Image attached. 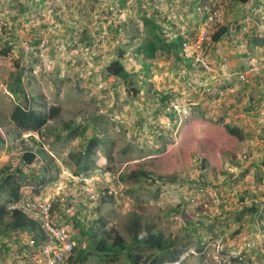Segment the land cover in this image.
<instances>
[{
    "label": "rangeland",
    "instance_id": "374dc122",
    "mask_svg": "<svg viewBox=\"0 0 264 264\" xmlns=\"http://www.w3.org/2000/svg\"><path fill=\"white\" fill-rule=\"evenodd\" d=\"M71 1L0 0V49H10L6 55L0 54L1 129L16 137L0 144V170L12 171L11 168L19 163L24 146L20 139L35 135L44 151L38 152V160L23 165L16 177L25 181L21 189L30 187L48 199L57 218L61 217L60 224H68L65 227L70 231L75 247L89 246L94 233L91 226L95 224L92 223L101 215L107 219L110 228L117 229L129 241L127 224L132 214L139 212L167 237L189 244L178 262L165 264H219V250L230 247L228 237L236 236L237 239L242 236L240 234L244 236V233L257 231L255 218L264 206L263 198L247 204L239 198L241 189L233 194L229 191L230 181L225 180L231 158L240 159L238 157L245 154L254 157L258 160L259 173L264 176V155L255 156L254 152H249L243 140L231 135L225 125L240 128L244 120L247 123L256 121L254 115L264 119V102L254 108V114L248 112L245 107L247 95L241 94L246 93L247 86L238 79L237 72L240 71H237L226 93L227 106L220 91L215 92L217 101L212 107L200 106L195 112L186 110L187 116H180L178 112L175 116L169 114L167 108L171 107L164 95L173 79L162 75L168 73L169 67H172L171 73L174 72L176 58L174 55L159 56L148 65L137 49L150 28L147 19H153L166 29L170 26L169 19H180L183 22L178 24L184 27L188 22L198 23L202 16L195 14V7L200 0H127L123 8L118 4L121 0ZM139 1H143L141 7L147 11L140 9ZM149 1L153 2L152 6ZM241 6L239 0H224L223 22L213 31L231 27L232 21L233 27L238 26ZM82 9L86 12L82 13ZM203 25L201 21L200 30ZM98 35H104V41L101 46H93ZM38 39L39 44L36 43ZM237 47L239 51V45ZM121 53L128 71L126 79L106 71L108 63ZM177 69L178 66L176 72ZM191 73L186 68L188 79L180 81H193ZM18 78L24 85L22 90ZM11 86L17 88L18 96L12 93ZM189 92L192 100L197 94L213 97L202 83L190 85ZM34 96H37L36 100ZM17 104L40 109L45 108L41 105H57L61 107V114L50 120L40 134L25 132L10 120ZM69 121L75 122L71 128L66 127ZM260 124L257 123V127ZM77 126L84 136L80 132L73 136L69 134ZM252 127L256 132L259 130L255 125ZM250 131L255 133L253 129ZM94 134L98 139L90 161L93 173L87 178L74 176L65 161H72L70 153L79 151ZM258 167L246 166L241 173L259 174ZM140 169L151 173L156 180L142 175L135 180L130 176ZM43 175L47 183L39 180ZM105 188L110 190L108 195L102 193ZM208 189L230 197V202L233 196L237 198L234 205L238 204L240 208L234 217L235 223L231 224L232 216L225 213L231 203L217 206L209 198ZM111 192L114 196H110ZM103 195L108 199L104 203L101 202ZM62 201L66 204L71 201L72 204L67 206L74 212L62 210ZM78 201L85 207L82 208ZM60 211L68 215L69 221L81 211L77 219L83 225L78 220L64 221ZM240 216L247 217L248 225L240 226ZM251 216H255V226ZM263 217L261 222H264ZM229 218L231 220L227 221ZM16 238L11 233V238L0 242V251L6 252L2 248H9L4 259L0 258V264H38L33 260L24 261L23 237L18 241L19 246L12 242L18 240ZM240 242L231 247L242 246ZM93 248L89 246L86 261L81 264H119L127 260L126 252L119 259L102 258L97 253L90 254ZM140 250L143 256L151 252L147 248ZM77 251L73 249L74 256ZM67 264L78 263L72 257Z\"/></svg>",
    "mask_w": 264,
    "mask_h": 264
},
{
    "label": "trees",
    "instance_id": "16d2710c",
    "mask_svg": "<svg viewBox=\"0 0 264 264\" xmlns=\"http://www.w3.org/2000/svg\"><path fill=\"white\" fill-rule=\"evenodd\" d=\"M126 1L127 0H121L118 2L119 7L123 8L126 5ZM200 1H197V3ZM239 1H241V3H246L249 0ZM142 3L143 1H139L140 9L145 11V7H141ZM146 15L147 14H145V16ZM168 22L171 28L176 27V24L170 19ZM147 23H149L148 26L150 28L147 31L146 39L144 42L142 41L137 49L140 53H142L146 64L151 65L154 62L153 60L159 56L174 55L177 60L182 58L179 52L182 51L183 45L187 41L188 37L183 34H179L176 41L169 42L165 36V31L162 25H159L153 19H147ZM227 30L228 28L226 27H221L214 30L211 33L212 44L213 42L220 40ZM113 31L117 32V29H113ZM1 39L2 37L0 36V40ZM36 43L39 44L40 40L38 39ZM9 52V48L2 47V49H0L1 55H6ZM183 60H187L186 62L190 61L193 66L202 68L201 66L194 65L193 59L191 58ZM106 71L116 77H123L124 79L128 77V71L123 62V53H121L118 58L108 63L106 66ZM17 81L18 85H20L19 89L22 90V86L24 87V85L21 83V78H18ZM246 84H249V82H245V85ZM10 90L13 94L18 96L17 88L11 86ZM165 97L168 99L169 95L165 94ZM36 99L37 96H34V100ZM43 106L45 108H42ZM41 108L42 109L32 108L29 107L28 104H17L14 106L11 112L10 120L25 132H38L40 134L42 128L45 127L50 120L59 117L61 114V107L57 105H51L49 107H46V105H41ZM2 122L3 120L0 117V144H5L7 141H12L16 137L12 133H9V131H2ZM73 125H75L74 121H69L66 123L67 128H71ZM78 127L79 126L71 129L69 134L73 136L75 132H80L84 136V132L81 130L79 131L80 127ZM225 128L231 135L236 136L238 139L241 140L244 138L243 130L241 128L230 124L225 125ZM96 134L90 137L87 144L84 147L82 146L79 151L70 153V159H72V161H69V159L65 161V164L68 166L74 176L87 178L90 177V173H93L91 171L93 164H91L90 161L97 145L98 137ZM21 141L24 143V146L21 148L22 151L20 153L19 163L11 168L12 171H8V169L0 170V192L7 196L5 201L0 202V242H2L1 240L4 239L5 236L11 238V233L14 237L17 236L19 238L21 237L20 234H27L29 239L33 240L35 246L37 247L42 239L43 242H48L51 238L46 233L45 229H43L42 225L37 220L27 216L21 210H8L7 208L10 202L19 199L21 195V186L25 182L24 180H19L18 177H16V174L21 172L23 165L27 166L38 160V152L40 153L44 151L40 139L36 138L35 135H30L29 139L22 138ZM28 145H30L29 148ZM139 175L153 178L152 181L156 180L151 173L143 169H140L139 171H133L130 176L135 180H138L140 178ZM121 177L124 178V174H121ZM39 180H41L43 183H47L45 175L41 176ZM109 191V188H105L102 193L104 195H108ZM104 195L101 197V202L103 203L108 200ZM110 196H114V192H111ZM80 202L82 204V208H84L85 205H83L82 201ZM67 203L72 204L71 201H68ZM99 208L101 207L99 206ZM58 225L63 226L61 224ZM92 225L95 226H91L94 233L91 235V240L88 244L90 247L91 245L94 246V248L91 249L90 254L97 253L98 256H101L102 258L107 256L109 258L115 257L116 259H119V256L126 252L127 260L121 261L119 264L174 263L178 262L184 252L189 249L188 243H184L183 241L171 236L167 237L161 229H158L155 223L146 221L143 215L139 212H134L127 224L129 241L117 229L110 228L108 226L107 219L103 215L93 222ZM18 230L20 231V234L17 233ZM3 246H5V243L2 244V247ZM89 246L74 247V251L78 250L75 253L76 256H74L73 253L70 254L67 261L73 257L78 264L85 262L88 255V252L86 251L87 249L89 250ZM142 248L150 249L151 252L143 256L140 250Z\"/></svg>",
    "mask_w": 264,
    "mask_h": 264
},
{
    "label": "crops",
    "instance_id": "0c3cea01",
    "mask_svg": "<svg viewBox=\"0 0 264 264\" xmlns=\"http://www.w3.org/2000/svg\"><path fill=\"white\" fill-rule=\"evenodd\" d=\"M148 4L152 6L153 2L149 1ZM253 5L262 6V10L260 11L259 15L257 14L254 15L253 22L246 25L244 23V14ZM241 7H242L241 17H240V20L238 21V26L233 27L234 26V25L232 26L233 21L230 22L229 24H231V27L228 28L224 36L220 40L213 42V44L210 47V50H209L210 60L214 64L213 66H214V69L216 70L213 75L205 72L200 67L193 66L190 61L186 62L187 60L184 61L182 58L177 60L176 57L175 58L177 61L176 62L177 65L176 64L173 65L174 72L171 73L170 69H172V67L171 68L169 67L168 73H165V75H162L163 78L173 79V82H171L172 84L170 86H167V88H171L174 91L176 95L175 102L180 103L182 105V108H180L179 110L174 108L171 105H170L171 108L166 107L167 109H170L169 114L171 116H175L176 112H178V114H180L181 116L183 115L182 113L183 110L195 112L197 111V109L198 110L200 109V106L201 107L214 106L215 102L217 101L215 100V97H216L215 92H220V91H222L221 95L224 94L223 96L225 98V102L223 103H225V106H227L226 104L228 100H227L226 93L229 91V88H230L229 85L232 83L235 77V73L237 71L246 72L249 78V81H248L249 84H246L247 86V90L245 91L246 93L244 92L241 93V94L247 95L248 99L246 100L245 103L248 102V104H246L245 107L248 110V112L251 114H254V108H258L260 103L263 104L264 102V19L262 17L264 16V0H249L246 3H242ZM195 14L197 16L199 15V13L196 11H195ZM201 21L203 22V19L199 18L198 23L188 22L184 24L186 25V27H184L182 24H181L182 26L178 24V22L182 23L183 21H180V19L175 21L173 19V22H175L176 27L171 28L169 26V28L167 29L166 27H163L165 31V36L167 37L169 42L176 41L179 34H183L188 38H194L195 35H197V33L200 30L201 26L199 25ZM191 36H194V37H191ZM237 44L239 45V48H240L239 51H237V48H238ZM235 45L237 46L235 47ZM181 63L183 65H181ZM177 66L179 69H177L178 71L176 72ZM185 67L187 68V71L189 73H190V70L193 72L191 73L192 76L194 77L193 81H187V82L180 81V79H185V80L188 79L187 78L188 75L186 74ZM182 69H185L184 74H182L181 72ZM176 75H178L179 77L178 79L177 78L175 79ZM201 83L206 86V88L209 90L210 94H212L214 98L213 97H200L197 94L195 96L197 98L192 100V98L190 97V92H189L190 85L195 86ZM164 98H165L166 103H168L165 95H164ZM203 100L205 102H203ZM192 105H194V107ZM160 108L161 109L163 108L162 105ZM157 111H158V108H157ZM224 112H231V110H225ZM254 116L256 117V121L247 123V121L244 120L242 121L244 125L241 123L242 124L241 127L243 129L241 127L240 128L243 130V134H244V138L242 139L243 140L242 142L244 144V147L249 149L248 150L249 152L252 151L255 153V156H261L262 154L264 155V119H262L261 115H257V116L254 115ZM220 120L222 121V119H219V122H221ZM257 123H261L259 127H257ZM254 125L256 127V130L259 129L257 132L254 131V127H252ZM251 129H253V132L255 133H252V131H250ZM259 150L261 152H259ZM238 158L240 159H237V157H233L228 163V169H227L228 171H226L227 172L226 182L230 181L229 191L232 192L233 194L237 190L241 189L242 193L239 196V198H241L242 201L246 200L247 204H250L253 200L258 201L260 200V198L264 199V176L262 173H259L258 160L253 159L254 157L252 156L248 157L246 154L241 155ZM250 165L251 167H254V168L258 167L259 174H257V172H256V175H253V174L244 175V173H241L244 171V168H246V166H250ZM239 176H242V178H238ZM233 185H235V187ZM220 195H224V194H220ZM6 199H7V196L4 193L0 192V202L5 201ZM62 200H63V197H62ZM79 202L80 201H78V203ZM230 203L231 205L226 210L225 213L226 215L230 214L229 217L232 216L231 217L232 220L231 218H229L227 221L231 220L232 222L231 224H233L236 222L234 217L236 216V214H238L236 212L240 207L238 208V204L234 205L237 203V198L235 196H233V201H231ZM67 204L64 201H62V205H63L62 210H66L67 212H74L72 211L73 210L72 207L67 206ZM255 204L256 203H253V205ZM55 211L56 210L52 209V216L54 220L60 224L61 217L57 218ZM80 213L81 211L80 212L77 211L75 213V216H73L74 214L72 213L73 217H70V221L68 219L69 217H67L68 216L67 214H64L63 212L60 211L59 215L64 217V221L76 222L78 220L77 218H78V215H80ZM263 213H264V206L259 210L256 218L255 216L253 217L251 216L250 218V219H253L252 225L254 226H255L254 218L256 219V223H257L256 228L259 225V221L263 217L262 216ZM78 221L79 223L81 222L80 220ZM239 221H240L239 223L240 226L248 225L249 223L246 216H242V217L240 216ZM80 224L83 225V222H81ZM65 226H68V224H65ZM236 226H238V223H236ZM17 233L20 234V231L18 230ZM255 233L256 231L254 230L250 233H244V236L243 234H240V236L241 235L242 236L238 237L237 239H236V236L228 237V241H229L228 243L230 246L228 249L235 248L231 246L235 245L237 241L238 242L241 241L240 243L242 244V246L250 245L251 243H253V244H256V249L259 248L260 241L255 237ZM20 236L23 237L22 239L25 244L23 248L26 249L24 250V256L26 257L24 261L28 262L29 260H35L34 258H36L35 256L37 254H35L34 247L30 244V239L28 235L20 234ZM5 238L9 239L10 237H4V239H2L1 241L5 242L4 241ZM20 238L18 237V240H12V242H14L16 246H19L20 242L18 241ZM246 238L248 239L246 240ZM8 249L9 248L7 249L2 248V250H6V252ZM6 252L0 251V258L3 257L4 259V257L7 254ZM258 260H259V255H258Z\"/></svg>",
    "mask_w": 264,
    "mask_h": 264
},
{
    "label": "built area",
    "instance_id": "2783aa9c",
    "mask_svg": "<svg viewBox=\"0 0 264 264\" xmlns=\"http://www.w3.org/2000/svg\"><path fill=\"white\" fill-rule=\"evenodd\" d=\"M74 1L72 0L71 3ZM223 3L224 0H201L196 4L197 12L203 18V26L194 38H187L179 54L183 59H193V64L201 66L202 69L213 75L215 69L210 61L208 50L212 45L211 33L215 26H220L223 22ZM262 6L253 5L244 14V23L253 22L254 15H259ZM86 10L82 9V13ZM62 17V15H60ZM264 19V16L262 17ZM246 29V28H245ZM104 35H98L93 46H101L104 41ZM46 40L43 39V43ZM185 71H182L184 74ZM240 81L248 82L249 78L246 72H237ZM165 94L169 95L167 102L176 109L182 108L180 103L175 102L176 95L171 88L165 90ZM187 116V111H182ZM29 136V135H27ZM209 198L220 206L228 203L230 198L226 195H220L212 189L207 190ZM10 210L18 209L28 216L37 220L45 229L46 233L51 237L50 241L40 246L41 258L38 260L40 264H63L65 254L70 253L75 243L71 238L70 231L65 226H59L52 216V206L48 199L36 194L30 187H24L18 200L8 205ZM264 222L259 221L255 237L260 241L259 248L256 244L243 245L233 249L221 248L217 260L219 264H264ZM263 226V227H262ZM261 227V228H260ZM259 236V238H258ZM225 249V250H223ZM259 255V260H258ZM257 258V260H256Z\"/></svg>",
    "mask_w": 264,
    "mask_h": 264
},
{
    "label": "clouds",
    "instance_id": "9594fccd",
    "mask_svg": "<svg viewBox=\"0 0 264 264\" xmlns=\"http://www.w3.org/2000/svg\"><path fill=\"white\" fill-rule=\"evenodd\" d=\"M197 11V10H196ZM21 140V139H20ZM22 148V147H21ZM22 190V189H21ZM21 192V191H20ZM74 195V194H73ZM75 196V195H74ZM73 196V197H74ZM12 202H14V201H12ZM12 202H10V203H12ZM9 203V204H10ZM8 204V205H9ZM51 206H52V204H51ZM7 208H8V206H7ZM52 209H53V207H52ZM8 210H10L9 208H8ZM27 215V214H26ZM28 216V215H27ZM30 217V216H29ZM30 218H32V217H30ZM34 219V218H33ZM256 220V219H255ZM56 222V221H55ZM57 223V222H56ZM57 225H58V223H57ZM60 226V225H59ZM43 243H45V242H43V239H42V241L40 242V244L36 247L35 246V244H34V241L33 240H30V244L34 247V250H35V254H39L38 256H36L37 257V259L36 260H33V262H35V263H38V264H40L39 263V259L41 258V253H40V246L43 244ZM75 247V246H74ZM37 248V249H36ZM74 249V248H73ZM73 251V250H72ZM72 251L70 252V253H67V254H65V258H64V262H63V264H67L68 263V261H67V259H68V255L69 254H72ZM37 252V253H36ZM66 257H67V259H66ZM79 264H81V263H79Z\"/></svg>",
    "mask_w": 264,
    "mask_h": 264
}]
</instances>
